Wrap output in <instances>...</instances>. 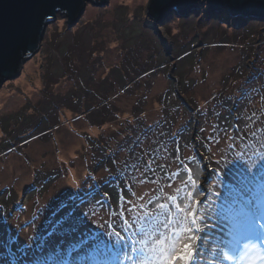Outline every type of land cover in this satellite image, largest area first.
<instances>
[{
  "label": "rangeland",
  "instance_id": "rangeland-1",
  "mask_svg": "<svg viewBox=\"0 0 264 264\" xmlns=\"http://www.w3.org/2000/svg\"><path fill=\"white\" fill-rule=\"evenodd\" d=\"M147 4L148 0H109L104 7L87 4L73 27L58 15L46 27L39 51L23 64L20 75L1 86L0 223L6 217L11 229L21 226V244L34 234L38 240L47 239L46 230H54L53 214L59 220L68 211H61L60 205L76 190L72 176L80 186L89 175L94 148L112 130L129 126L127 131L132 139L141 141L140 146L150 135L146 130L142 135L137 124L149 127L159 123V135L175 134L172 145L156 150L157 141H153L147 152L155 150L156 163L168 165L164 171L176 169V163L167 157L175 155L177 146L182 159L195 157L194 166L212 168L207 157L209 149L216 148L208 139L214 133L212 126H230L242 112L240 106L232 107V100H225L226 112L215 108L211 118L212 100L234 88L232 94L239 97L246 79L254 86L261 80L264 22L250 21L236 30L232 24L239 25L240 19L229 23L225 16L208 20L204 6L198 16L174 17L159 25L146 16ZM119 134L126 140L120 150V141L116 147L107 137L109 142L94 154L101 161L96 165L97 177L105 175L106 169L121 167L116 155L130 145V137ZM105 147H112L110 156L116 163L105 154ZM137 175L132 190L137 195H154L157 185H141L138 181L144 176L140 171ZM144 175L154 179L146 172ZM203 175L207 179L209 173ZM122 182L117 179L101 189V195L108 193V203L96 209L88 231L67 237L60 233L52 239L78 243L98 231L93 220L111 223L110 213L118 210L121 194L135 200L127 191L121 192ZM210 186L211 181L204 185ZM220 206L219 202L215 205ZM93 207L77 201L74 211L90 212ZM211 222L216 227L209 234L210 245L232 239L230 214L223 219L213 216ZM63 256L64 264L65 259L77 264L67 252ZM207 258L212 259L211 253ZM78 264L95 261L81 259Z\"/></svg>",
  "mask_w": 264,
  "mask_h": 264
},
{
  "label": "snow or ice",
  "instance_id": "snow-or-ice-1",
  "mask_svg": "<svg viewBox=\"0 0 264 264\" xmlns=\"http://www.w3.org/2000/svg\"><path fill=\"white\" fill-rule=\"evenodd\" d=\"M52 19L41 13L35 22ZM255 94L260 95L264 104V94ZM245 98L251 103L253 96L248 94ZM234 121L242 123L212 126L216 136L208 139L216 148L215 151L209 149L210 157H215L210 160L213 165L210 169L207 165L194 166L195 157L182 159L179 146L175 155L167 157L176 163L174 171H164L168 165L156 163L155 150L144 154L147 163L144 155L131 163L125 161L117 171L123 181L121 192L127 191L135 200L121 194L118 210L110 213L111 223L93 220L92 224L98 229L96 234L70 244L52 237L60 233L64 237L75 236L88 231V221L97 214L96 209H103L108 203V193H103L100 200L95 199L107 185L101 183L97 187L93 182L82 192L73 175L72 184L76 190L68 193L67 201H61L60 205L61 211L68 209L64 213L67 219L55 220L54 213V230L50 233L46 230L47 239L38 240L34 234L21 244L18 239L21 226L13 230L7 218L3 219L0 223V264H42L45 260L64 264L65 252L77 264L81 259L93 260L95 264H201L205 260L207 264H264V116L245 111L238 113ZM221 139L224 140L222 147ZM135 143L138 146L141 141L137 139ZM135 171L144 176L139 184L157 185L154 195H137L132 190V183L136 181L132 172ZM145 172L159 178L150 180ZM204 172L209 173L207 179ZM88 179L95 181L92 176L85 178ZM209 181L211 186L205 188ZM77 201L81 206L93 204L94 207L90 212L77 214L74 211ZM218 202L219 208L215 207ZM229 214L232 239L210 245L209 234L216 227L211 222L213 216L223 219ZM208 253L212 255L210 260Z\"/></svg>",
  "mask_w": 264,
  "mask_h": 264
},
{
  "label": "water",
  "instance_id": "water-1",
  "mask_svg": "<svg viewBox=\"0 0 264 264\" xmlns=\"http://www.w3.org/2000/svg\"><path fill=\"white\" fill-rule=\"evenodd\" d=\"M109 0H0V88L16 79L23 64L32 58L41 45L43 33L58 15L73 27L83 15L86 5L104 7ZM207 7L208 20L225 22L240 19L236 30L250 21L264 22V0H148L146 16L163 25L174 17L198 16ZM46 13L52 20L35 22L38 14Z\"/></svg>",
  "mask_w": 264,
  "mask_h": 264
},
{
  "label": "trees",
  "instance_id": "trees-1",
  "mask_svg": "<svg viewBox=\"0 0 264 264\" xmlns=\"http://www.w3.org/2000/svg\"><path fill=\"white\" fill-rule=\"evenodd\" d=\"M263 69H264V66H263ZM262 69V71H263ZM260 73V72H259ZM263 75H260L261 76V80L258 82V85L257 86H254L253 83H248V79H246L241 85L242 86H245V89H242V88H239L238 90V93H239V97H236V95L232 94V92H235V88L232 90V91H223V93H219L217 96H218V100H212V106H211V109L212 111L210 112L209 116L211 117L214 113H216V111H214L215 108H217L219 111L221 112H226L225 110L228 109L227 106H224V101L225 100H232V107H238L240 106V108L242 109V112H245L247 111L248 113H252V112H257L258 115H262L264 116V104L261 103V100H260V95H256L255 92H259V93H262L264 94V72H262ZM254 86V87H253ZM237 89V88H236ZM255 90V91H253ZM248 94H251L253 96V99H257L256 102L250 107V103H249V100L245 98L246 95ZM252 99V101H253ZM215 106V107H214ZM214 107V108H213ZM212 118V117H211ZM134 126V125H133ZM149 127H147L146 125H139L137 124V127L138 129L141 130V133L142 135H145L146 131L148 132L147 135H150L149 139L147 138L146 141L144 143H142V145H136V141L138 138H133L131 137V132L127 131V127L129 126H126L124 129H121V131H118V130H112L110 133H109V137L112 142H116V147H117V143L120 141L119 143V150H120V147H123L125 144H126V140L125 141H122V138L120 136L119 133L123 132V134L125 136H128L130 137V145L129 146H125L124 148H122L121 151H124L121 155H116V158H118L119 156V164L123 165V163L125 161L131 163L133 160H135V158L137 157H140L142 155H144L145 153H150V152H147V150H149L150 148H152V145L154 144L153 141H157L156 142V150H159V149H162L164 146L165 147H170L172 145V140L173 139V135L172 137L170 135H164V136H161L158 134V126H159V123H156V124H151V125H148ZM126 131H122V130H125ZM129 129V128H128ZM140 130H139V134L140 133ZM146 130V131H145ZM137 132L134 131V134ZM213 136H216V133H212ZM123 135V136H124ZM156 135H159L158 138H156ZM221 136L223 135L222 133L220 134ZM107 137H103L102 138V141H100L101 139H99V145L97 148H94V154L97 155L96 153L99 152V149L102 148L104 146V143L105 142H109V140L107 139ZM118 141V142H117ZM224 140L221 139V144L220 146L222 147V144H223ZM123 143H125L123 145ZM112 148V147H111ZM110 147H105L103 149H105V154H107L108 157L111 158L110 154L113 152L111 150ZM115 150V149H114ZM135 150V151H134ZM152 150V149H151ZM134 151V152H133ZM110 152V153H109ZM109 153V154H108ZM93 154V157L91 159V164L89 166V175L88 176H92V177H95V181H92L91 179H88L87 181L84 180L81 185L79 186L80 190L82 192L84 191H87V189L89 188V186L95 182L97 184V187L100 186L101 183L105 184V185H109V181H111V183L117 179L121 180V178L118 177L117 175V170H112V169H106V173L105 175L101 176V177H97V169H96V165L97 164H100V159H96L94 158V155ZM134 155V156H132ZM96 157V156H95ZM209 160H214L215 157H210V154L208 153V156ZM113 161H115V157H112L111 158ZM118 162V160H116ZM144 162L147 163V156L144 155ZM155 167V165H154ZM119 168V167H118ZM127 171H132V170H127ZM147 173V172H146ZM151 176L154 177V179H156V177H159L158 175L157 176H154L152 173H149ZM147 173V175H149ZM132 175L135 176V178L137 179V171L135 172H132ZM125 179H130L128 177H126ZM106 187V186H105ZM75 189V188H73ZM72 190V189H71ZM75 191V190H74ZM98 196H102L101 193L97 194ZM110 223V222H108ZM68 264V259H65Z\"/></svg>",
  "mask_w": 264,
  "mask_h": 264
}]
</instances>
